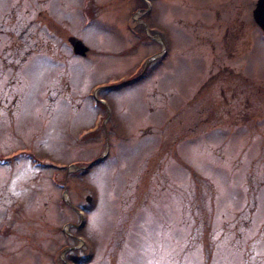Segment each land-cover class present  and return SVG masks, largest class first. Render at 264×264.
<instances>
[{
    "label": "rangeland",
    "instance_id": "obj_1",
    "mask_svg": "<svg viewBox=\"0 0 264 264\" xmlns=\"http://www.w3.org/2000/svg\"><path fill=\"white\" fill-rule=\"evenodd\" d=\"M255 1L0 0V264H264Z\"/></svg>",
    "mask_w": 264,
    "mask_h": 264
},
{
    "label": "water",
    "instance_id": "obj_2",
    "mask_svg": "<svg viewBox=\"0 0 264 264\" xmlns=\"http://www.w3.org/2000/svg\"><path fill=\"white\" fill-rule=\"evenodd\" d=\"M255 6L251 11L252 18L254 22L261 28L262 33L264 34V0H256ZM70 44L72 45V52L77 56H84L88 50V47L85 46L81 41L77 39L70 40ZM91 197L87 196L86 202H90Z\"/></svg>",
    "mask_w": 264,
    "mask_h": 264
},
{
    "label": "trees",
    "instance_id": "obj_3",
    "mask_svg": "<svg viewBox=\"0 0 264 264\" xmlns=\"http://www.w3.org/2000/svg\"><path fill=\"white\" fill-rule=\"evenodd\" d=\"M133 1H134V4H133V8L131 9L132 11H136V9H139V8L142 7V6H145L143 0H133ZM86 13H87V12H86ZM87 19H88V17H87ZM86 22H87V21H86ZM88 22H89V21H88ZM133 28H134L136 31L141 32V28H140L139 26H136V27H133ZM162 56H163V55H162ZM154 60L159 61L158 59H154ZM147 73H148V72H147L146 70H144L143 74H142L140 77L135 78L133 82H135V81L138 82V81L141 80L143 77H145L146 75H148ZM136 75H137V74H136ZM137 76H138V75H137ZM134 77H135V76H134ZM210 80H211V79H210ZM212 81H214V79H213ZM94 133H96V131H94ZM83 139H84V137L81 138V141H82ZM96 162H98V161H96ZM96 162H93L92 164H90V167L93 166V165H95ZM87 168H88V167H87ZM87 168H86V171H87ZM86 171L84 170L81 174L85 173ZM64 260L67 261V263H70V262H72L73 260L76 261V259H73V257L71 256V254H66V256H64ZM78 262H79V261H77V263H78Z\"/></svg>",
    "mask_w": 264,
    "mask_h": 264
},
{
    "label": "flooded vegetation",
    "instance_id": "obj_4",
    "mask_svg": "<svg viewBox=\"0 0 264 264\" xmlns=\"http://www.w3.org/2000/svg\"><path fill=\"white\" fill-rule=\"evenodd\" d=\"M255 6V5H254ZM253 10V9H252ZM253 20V19H252ZM261 33H262V30H261Z\"/></svg>",
    "mask_w": 264,
    "mask_h": 264
}]
</instances>
